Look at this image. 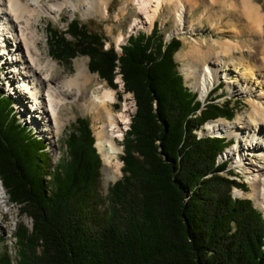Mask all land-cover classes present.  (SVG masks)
I'll use <instances>...</instances> for the list:
<instances>
[{
    "label": "trees",
    "instance_id": "1",
    "mask_svg": "<svg viewBox=\"0 0 264 264\" xmlns=\"http://www.w3.org/2000/svg\"><path fill=\"white\" fill-rule=\"evenodd\" d=\"M50 34L54 58L88 55L90 70L114 87L119 68L124 91L134 94L123 176L103 194V158L85 117L72 124L64 159L53 164L47 140L17 118L14 99L0 90V177L33 220L31 231H17L19 255L6 252L0 264H264V217L251 199L232 195L246 184L223 174L233 173L222 159L227 138L195 131L234 119L235 109L230 100L202 108L176 59L182 41L164 43L156 25L130 35L119 52L75 18Z\"/></svg>",
    "mask_w": 264,
    "mask_h": 264
},
{
    "label": "bare ground",
    "instance_id": "2",
    "mask_svg": "<svg viewBox=\"0 0 264 264\" xmlns=\"http://www.w3.org/2000/svg\"><path fill=\"white\" fill-rule=\"evenodd\" d=\"M134 1L138 5V17L134 19L133 28L145 24H148L149 28L153 27L161 9L166 7L169 14L173 15L176 20L173 32L188 34L193 30V25L188 24L191 9L193 6L199 5L201 1L204 3V14L208 16L216 13L214 8L218 6L223 9L222 20L230 15L233 20L238 15L240 19L236 18V23L247 22L246 28L249 30L250 39L240 40L238 33L241 31L238 27L232 28L238 34L236 38L219 39L220 49H216L214 45H211L212 43L208 42H205L207 47H204L201 43L203 41L193 38L194 46L182 54V59L189 60L183 70L187 78L193 79L192 85L200 93V98H206L212 86L220 80H226L228 90L232 94L249 95L247 100L251 109L246 115L239 114L233 120L223 117L210 120L204 124L203 132L226 135L229 138L233 135L236 136L240 146L235 144L228 146L223 157L228 159L232 153L235 157L237 156L236 162L241 167L245 166V172L249 173L248 180L251 189L245 191L242 188H236L233 196L237 198L235 195H241L252 198L264 215V153L258 151V156L250 158L246 163L243 161L246 151L250 152L252 150L250 148L256 145L255 142L257 147H264V12L262 6L255 0H236L235 9L231 1L228 0ZM108 4L109 0H57L54 2L0 0V40L1 44L6 43L9 47L11 38L13 48L15 47L17 51V56L14 58L19 62L13 63L15 69L5 73L7 74L5 76L9 77L10 87L14 86L13 88L16 90L15 99L18 96L25 101L29 99L28 106L31 110L36 107L38 102L44 106L43 110L36 111V113H40L39 117L42 116L46 124L41 129L46 130L44 134L38 130L41 126L39 123L35 124L29 120L31 124L37 125V133L42 134L40 135L42 137L47 136V142L53 146V143H57L58 134L64 126L63 112L68 102L82 103L99 122L96 131V146L104 160L107 179L115 180L121 173L120 167H114V161L121 152L117 138L123 136L130 124L127 105L115 110L117 89L106 87L100 81L94 82V76L89 72L85 63L77 65V72L72 76L57 78L53 73L57 69L58 63L48 58L47 52L42 50L38 40L39 34L34 26L38 14L56 17L59 11H64L68 6L82 9L85 14L100 12L106 16L109 9ZM232 20L230 18L228 22L231 23ZM230 30V28L225 29L222 26L219 28L220 32H230ZM122 38V35L118 37V47ZM12 50V48H7L5 52L11 53ZM19 66L22 69L18 74ZM20 75L25 77L24 81L18 80ZM18 81L21 87L19 90L15 88ZM92 81L96 83L94 88L89 87ZM6 87L8 90L7 85ZM16 101L19 105L22 103V100L16 99ZM24 116L27 117V114ZM25 124L27 123L25 122ZM31 128L33 129V127ZM246 147L249 150H246ZM16 241H18L17 236ZM14 244L10 245L11 252H13Z\"/></svg>",
    "mask_w": 264,
    "mask_h": 264
},
{
    "label": "rangeland",
    "instance_id": "3",
    "mask_svg": "<svg viewBox=\"0 0 264 264\" xmlns=\"http://www.w3.org/2000/svg\"><path fill=\"white\" fill-rule=\"evenodd\" d=\"M54 1H57V0H43V2H54ZM228 1L229 2L231 1V3L233 4V7L235 9L236 5H234V4H236V0H228ZM255 1L257 3L259 2V4L262 6V10L264 12V0H255ZM203 4H204L203 1H201L199 5L192 7L191 15H189V17H188L189 21H190V22H188V24L193 25V30L188 34L174 33L173 32V29L176 27V24H175L176 20H175L173 15L169 14L166 7H163L161 9V12L159 13L158 17L156 18L153 27L149 28L148 24H145V25H141V26L133 28L132 24L134 23V19L136 17H138V5L136 4V2L134 0H109V4H108L109 9H108V13L106 16H103L100 12L98 14L97 13H89V14L86 13L85 14L84 10H82V9H75L71 6H68V7H66V9L64 11H59V13L56 15V17L50 16L47 14H38L36 17V21L34 22V26L37 29L38 34H39L38 40L40 42L42 50L47 52L48 58H50L51 60L53 59L55 62L58 63L57 69L54 71L53 74L56 75V77L59 79H62L64 77L68 78V77L72 76L73 74H75V72H77V65L85 63L87 65L89 72L92 73L94 76V79H93L94 82L97 83L98 81H100L104 85H106V87L117 89L118 94H117V99L115 101L114 109L119 110V109L123 108L124 105L126 104L128 109H129L128 113L130 114V122H131V118H132L131 115L133 113H135V111L137 109L136 101H135L134 94L132 92L124 91V80H123L122 74L119 71V68L116 70L117 76L115 78V83H117L118 86L114 87V86L110 85L107 80L101 78L99 73L92 72L90 70V68H89L90 57L88 55L79 54V55L75 56L70 62H64L62 60H57L56 58H54L51 55V52H50V41H51L50 28L51 27L52 28L59 27L63 30L65 29V31H66V28L68 26V20H71L73 18L78 19L82 23H85V25H87L90 30L98 32L99 34H101L106 40V44H105L106 47H109L112 43H114L116 46V49L119 52H121V49H120L121 45H124L127 43L130 35H132V34L138 35L140 32H145V33L150 34L152 32V29H154L155 26L158 25L160 32L163 34L164 43H168L169 40L173 39L174 37L179 38L182 41V48L176 53V59L179 63L180 70L184 76V81H185L186 86L197 94V99L200 100L202 108H206L205 106H207V104H209L211 102L223 103L226 100H230V102L232 104L231 106H233L232 108L235 109L234 118L239 114L246 115L248 113V111L251 109V105L248 103V100H247V98H249V95L232 94V92H230L228 90V83L226 82V80H220L219 82H216L213 85V87L211 89L212 91L209 92L208 96L206 98L202 99V98H200V93L198 92V90L194 89V87L192 85L193 79L187 78L186 73L183 70V68L189 63V60L182 59V54L185 51H187L188 49H190L192 46H194L195 42L192 40L193 38H196V39L203 41L201 43L204 47H207V44L205 42H208L209 44L212 43L211 45H214L216 49L221 48V44L219 42V39L233 38V37L236 38V35H238V34L240 35L239 36L240 40L250 39L249 38L250 36L248 34L249 30H248V28H246L247 22H240L239 21L236 23V21H235L236 18L240 19L239 18L240 16L238 17V15H237L236 18L232 20L233 17L230 15L229 17L227 16L224 20H222L223 18L221 19V13H222L223 9L221 7H218V6H215V8H214L215 9L214 11H216V13H214L212 16H208V15L204 14V10H203L204 5ZM212 9H213V7H212ZM230 18L232 20L231 23L228 22V21H230ZM228 25H230L228 27L231 29L230 32H220L219 31V28L221 26L225 27V29H228L226 27ZM241 25H243V26H241ZM235 27L240 28L239 31H241V33L236 34L237 32L232 30V28H235ZM242 29H244V30H242ZM120 35H122L123 38L120 41V45H119L120 48H119L117 46V41H118V37ZM67 36L69 38L71 37L68 34H67ZM255 38H256V40H258V38L256 36H255ZM9 40H10L9 47L7 46L6 43L1 44L2 41L0 40V90L5 97H11L12 96L15 99L14 94H15L16 90H14V88H13L14 86L12 88L10 87L9 80H8L9 77L7 78V76H5L7 74H5V73L9 72L11 69H15V66L13 65V63H17V62H19V60H15L14 57L17 56V54H16L17 51H16L15 47L13 48V45L11 43V38ZM203 43H205V44H203ZM7 48H12L13 49L12 52L6 53L5 50ZM17 69H18V74H19L22 68H20V66H19ZM23 79L25 80V77L23 75H20V78L18 80L24 81ZM93 81L89 84L90 88L95 87L96 83H94ZM19 84H20L19 81L16 82V84H15L16 85L15 88H17L18 90L21 88ZM6 85L8 86L9 91L6 90L7 89ZM214 89H215V91H213ZM16 99L18 101L22 100V103L20 105L17 104ZM16 99L14 102L15 104L13 103V108L15 110V106H16L19 109V111L21 112V114H18L17 111L15 110V114H16L17 118L18 117L23 118L21 121L26 122L27 123V124H25L26 126L33 127V130L35 131V132H33V134L36 137L43 138L40 135L44 134L46 132V130H41V129H42V127H44L43 125H46V124L43 121L42 116L39 117L40 113H36V111H38V110H40V111H41V109L43 110V108H44L43 104H41V102L40 103L38 102L36 107L32 108V110H31V108L28 106L29 99H26L27 102L24 99L19 98V96L16 97ZM10 102H11V100L5 99L1 102V104L4 106H7L8 103H10ZM24 114H27V117L24 116ZM63 117L65 118L64 126H63L61 132H59V134H58L59 139H58L57 143H53V146H51L49 144V142H47V150L49 152H51L50 155L52 156V163L53 164L55 162H58V161L64 159V155L66 154V149H64L65 140H67V137L70 135V132L72 131V127H73L72 124H74L76 122L78 117H85V118L90 120L91 127L94 131L95 137H96L97 127L99 125V122H97L94 119L93 114L90 113L82 103H75V102L69 101L67 104V107L64 108ZM225 119H227V118H225ZM29 120L33 121V123H35V124L39 123L41 125L38 128V130L42 131L41 132L42 134L39 135L37 133V125L31 124V121H29ZM130 124H129V126H130ZM128 129H129V127L124 131V134L122 137L117 138V144L119 147H121V152L118 154L117 158L114 161V167L115 168L120 167L121 173L115 180H108L107 179V173L105 172V168H104L105 164H104V160H103V166H102V173H103V176H102V185H103L102 186V192H103V194L108 193L107 189H108V186L110 184L116 182L117 180H119L123 176V171H122V168L124 165V162L122 160V156L124 155L123 140H124L125 133ZM204 129H205L204 124H202L195 131L197 132V134L199 136H201L203 134H207V133L203 132ZM44 138H46V140H47V136H44ZM44 138H43V140L45 141ZM225 140H226V142L224 144H222L223 147L226 145L232 146L231 145L232 141L233 142L237 141V143L235 145L240 146V142L236 139V136H234V135L231 138L227 137V139H225ZM35 142L38 143L37 140ZM255 144L256 145H254L253 147L250 148V149H252V150H250V152L246 151V153H245L246 156H244V159H243V161L245 163L248 162L250 160V158L253 159L256 156H258V151L260 153H264V147L263 148H261V146L257 147L256 142H255ZM95 145H96V143H95ZM246 150H249L248 147H246ZM42 157L44 158L45 164L47 166H50V161L47 159V155L44 152L42 153ZM228 157L232 158V160H230V162L228 164V168L226 170L233 169V173L232 174H230V172H227V174L223 173V172L222 173L225 176L226 175L229 176L233 180H236L240 183H245L247 186V189L245 191L250 190L251 187H250V183L248 180L249 173L245 172V170H244L245 166H242V167L239 166V163L236 162L237 156L235 157V155L233 153L230 154ZM225 158L227 159V157H225V156L222 157V159H225ZM236 188H240V187L233 186L232 195H233L234 190ZM5 192H7V191L3 185L2 179L0 177V221H1L0 222V235L2 236V240L0 242V255L8 252L10 257L12 259H15L19 255V244H18V241H16V235H17L16 229L18 231L19 227L21 225H24L26 228H28V230L31 231L32 225H33V220L31 217H28L26 215V213L20 214V211H19L20 206L10 198V194L8 192L7 193H5ZM235 196L237 198L251 199L253 202V205L259 209V205L257 207V204L255 205L254 200L252 198H250L248 196L243 197L241 195H235ZM260 207H262V206L260 205ZM263 217H264V215H263ZM11 234H12V237H10ZM3 238H4V240H3ZM12 243H15L12 246L13 252H11V246H10Z\"/></svg>",
    "mask_w": 264,
    "mask_h": 264
},
{
    "label": "water",
    "instance_id": "4",
    "mask_svg": "<svg viewBox=\"0 0 264 264\" xmlns=\"http://www.w3.org/2000/svg\"><path fill=\"white\" fill-rule=\"evenodd\" d=\"M135 113H136V111H135ZM135 113H133V114L131 115V117H133ZM130 123H131V122H130ZM129 128H130V126H129Z\"/></svg>",
    "mask_w": 264,
    "mask_h": 264
}]
</instances>
